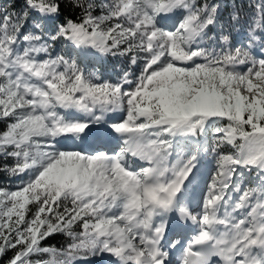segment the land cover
<instances>
[{"label":"snow or ice","instance_id":"obj_1","mask_svg":"<svg viewBox=\"0 0 264 264\" xmlns=\"http://www.w3.org/2000/svg\"><path fill=\"white\" fill-rule=\"evenodd\" d=\"M16 5L0 0V264H264V0L244 41L221 0Z\"/></svg>","mask_w":264,"mask_h":264},{"label":"trees","instance_id":"obj_2","mask_svg":"<svg viewBox=\"0 0 264 264\" xmlns=\"http://www.w3.org/2000/svg\"><path fill=\"white\" fill-rule=\"evenodd\" d=\"M255 0H221V3L226 5L229 9H231L233 6H238L241 10V25L239 26L237 30V35H239L240 38H243L246 31H247V21L248 18L252 15V9L249 7L251 3H254ZM23 3V0H17V8H19ZM64 8V15L71 16L75 15L76 13H73V11L70 8H67L66 6H62ZM236 35V38H237ZM96 70H99L103 73H105L106 78L108 76H111L113 74V69L119 70L120 62L117 60H108L105 63L101 64V62H95L93 63ZM90 67V64L87 65ZM0 185L2 186H9V181L7 177L0 176ZM48 245H55L57 247H60L66 243V240L61 235H55L53 237H50L46 242ZM11 255V253H9Z\"/></svg>","mask_w":264,"mask_h":264},{"label":"bare ground","instance_id":"obj_3","mask_svg":"<svg viewBox=\"0 0 264 264\" xmlns=\"http://www.w3.org/2000/svg\"><path fill=\"white\" fill-rule=\"evenodd\" d=\"M209 170H210V169H209L208 166H205V168L202 169V172H203V178H202V181H203L204 177L206 176V174H207V172H208ZM202 188H203V187H201V186L199 185V190H198V192L196 193L197 198L200 196V190H201ZM174 257H175V256H174ZM100 264H101V263H100Z\"/></svg>","mask_w":264,"mask_h":264},{"label":"rangeland","instance_id":"obj_4","mask_svg":"<svg viewBox=\"0 0 264 264\" xmlns=\"http://www.w3.org/2000/svg\"><path fill=\"white\" fill-rule=\"evenodd\" d=\"M209 160H211V157H209ZM206 166H208L209 169L212 168V166H211L210 163H209V164H206ZM210 171H211V169L208 171V173H207V177H206V178H208V175H209ZM206 178H205V180H206ZM246 178H247V177H246ZM100 263L103 264V261H102L100 258H96V259L93 261V264H100Z\"/></svg>","mask_w":264,"mask_h":264}]
</instances>
